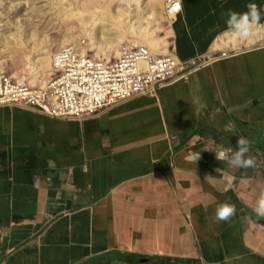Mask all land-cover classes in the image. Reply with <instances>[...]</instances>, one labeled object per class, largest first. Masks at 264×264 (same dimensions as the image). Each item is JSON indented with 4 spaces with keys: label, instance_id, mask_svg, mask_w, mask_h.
<instances>
[{
    "label": "crops",
    "instance_id": "1",
    "mask_svg": "<svg viewBox=\"0 0 264 264\" xmlns=\"http://www.w3.org/2000/svg\"><path fill=\"white\" fill-rule=\"evenodd\" d=\"M180 3L182 62L264 42V0ZM250 3L259 20L230 30ZM240 136L253 165L232 169L211 150ZM261 192L264 44L81 123L0 108V264H264Z\"/></svg>",
    "mask_w": 264,
    "mask_h": 264
},
{
    "label": "built area",
    "instance_id": "2",
    "mask_svg": "<svg viewBox=\"0 0 264 264\" xmlns=\"http://www.w3.org/2000/svg\"><path fill=\"white\" fill-rule=\"evenodd\" d=\"M180 12V0H164L162 16L167 27ZM233 52L209 53L182 62L168 42L164 55L142 45L123 44L119 55L111 57L89 49L83 39L52 55L49 78L43 86L0 73V108H20L53 120L81 123L136 98H153L159 89L187 81Z\"/></svg>",
    "mask_w": 264,
    "mask_h": 264
},
{
    "label": "rangeland",
    "instance_id": "3",
    "mask_svg": "<svg viewBox=\"0 0 264 264\" xmlns=\"http://www.w3.org/2000/svg\"><path fill=\"white\" fill-rule=\"evenodd\" d=\"M154 2L138 0L128 8L111 0H0V73L27 80L35 87L43 86L53 53L83 39L88 41L89 49L111 57L119 51V43L146 44L151 52L164 55L166 49L160 41L168 27L165 20L161 29L152 21L150 7ZM107 7L109 13L104 10ZM121 12H125L123 17L119 16ZM109 15L122 26H117ZM260 29L263 31L264 26ZM144 34H153L158 43L144 38ZM165 42L168 46L169 38ZM42 68L47 71L45 77Z\"/></svg>",
    "mask_w": 264,
    "mask_h": 264
},
{
    "label": "clouds",
    "instance_id": "4",
    "mask_svg": "<svg viewBox=\"0 0 264 264\" xmlns=\"http://www.w3.org/2000/svg\"><path fill=\"white\" fill-rule=\"evenodd\" d=\"M228 17L229 18L226 23L228 24L229 29L244 35L247 34L253 23L259 20L260 12L258 11L255 3H250L248 5V12L238 14L229 10ZM249 143L250 141L246 137L240 136L236 139L235 148L231 146L226 147L222 144H216L215 150L211 151L214 153L215 158L218 161H225L232 169L249 168L253 165V159L246 155L249 152ZM199 153L194 154L195 160L197 159ZM227 179L231 180L232 177L228 176ZM234 211L235 208L233 205L222 204L217 208L216 219L227 220ZM254 212L257 216H264V192L260 193V196L256 201Z\"/></svg>",
    "mask_w": 264,
    "mask_h": 264
},
{
    "label": "bare ground",
    "instance_id": "5",
    "mask_svg": "<svg viewBox=\"0 0 264 264\" xmlns=\"http://www.w3.org/2000/svg\"><path fill=\"white\" fill-rule=\"evenodd\" d=\"M111 2L113 3V2H117V3H119V4H121V5H125V6H127L128 8L129 7H131V5L132 4H137L138 3V0H111ZM163 4H164V0H155V2H154V4L150 7V16H151V18H152V21L154 22V24L157 26V28L158 29H161L160 28V25H161V23H162V20H164L163 19V17H162V11H163ZM106 12H108L109 13V10H108V7L106 8V9H104ZM120 15V17H123L124 15H125V12H121V13H119ZM109 18L111 19V20H113L114 22H116V24H118L117 26H122V23H121V21L119 22V21H117V20H115V19H113L110 15H109ZM115 24V25H116ZM164 30V29H163ZM164 32H166V34L164 35V36H162L161 37V41L160 42H162L163 43V48H165L166 49V47H167V44H166V42H165V39H168L169 37H170V31H169V29H166ZM90 36H91V34H90ZM143 37L144 38H146V39H151V40H153V42L154 43H158L157 41H156V37L152 34H144L143 35ZM129 38V36L127 37V39ZM89 39L91 40L92 38L91 37H89ZM68 44H72L71 42H69ZM67 44V45H68ZM122 43H119V49H120V45H121ZM220 44V43H219ZM218 44V45H219ZM145 46H147L146 44H144ZM159 45V44H158ZM155 51V50H154ZM165 52H166V50H164ZM156 52V51H155ZM154 52V53H155ZM165 52H164V54H165ZM54 54V53H53ZM116 56H118L119 55V51H117L116 52V54H115ZM115 56V57H116ZM52 58V57H51ZM50 64H51V60H50V63H49V68H48V70H49V74H50ZM42 71H43V75H44V77H45V75L47 74V71L45 70V69H43L42 68ZM49 78V77H48ZM46 80V79H45Z\"/></svg>",
    "mask_w": 264,
    "mask_h": 264
}]
</instances>
